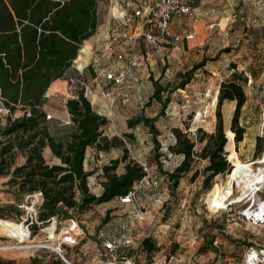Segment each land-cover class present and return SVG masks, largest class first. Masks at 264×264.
<instances>
[{
    "label": "rangeland",
    "instance_id": "374dc122",
    "mask_svg": "<svg viewBox=\"0 0 264 264\" xmlns=\"http://www.w3.org/2000/svg\"><path fill=\"white\" fill-rule=\"evenodd\" d=\"M152 1L130 0V5H127L128 0H98L99 22L97 30L81 46L78 57L72 64V73L70 74L71 77H81L80 79L89 85L92 94L96 95L98 99L94 103L95 108H99L100 100L110 99L112 101L115 95L129 91L130 101L127 104L121 103L120 96H118L110 108L112 114L110 115L109 111L104 114L110 119L109 124L104 128V134L110 138L115 135L122 138L126 132L134 135V139L126 141L127 152L125 155L127 159L122 160L123 148H112L105 152L98 151L95 147H89L87 149L89 156H86L88 160L85 161L84 168L87 172L92 173L88 177L89 191L92 194H97L100 185L105 180L103 165L110 164L115 159H121L116 169L117 173H121L124 171L126 161L130 159L146 164L149 167V183L145 182L142 186L140 183L135 185L139 190V201L144 206L145 214L142 218L135 217L136 206L131 203H120L118 199L103 204H94L86 209H70L71 217L84 219L87 222L81 227L82 229L78 230L82 235V243H85L87 248H83L82 245L73 248L63 246L62 250L72 264L90 263L93 257L102 252L104 236L120 233L122 225L128 221L135 239L132 250L137 256V264H152L155 260L168 255H176L180 264H246L245 253L248 247L264 245V224L253 226L240 216L245 200L233 203L231 206H226V204L250 193V189L245 185L248 180L239 184L235 178L233 188L230 170L226 174L215 176L211 182L212 188L206 189L201 173L195 179L191 178V173H189L181 178L177 188L172 189L170 188L171 184L162 176V171L157 163L160 162L165 170H173L179 162L178 157H169L170 150L167 149L171 143H174L173 128L180 127L188 133H197L198 128H202L207 133L215 131L217 121L216 100L220 84L230 77L233 71L230 69V63H234L249 78L245 85L247 102L242 109L240 118V124L247 129L245 128L244 139L239 143L235 141L238 155L234 167L247 165L255 174L264 167V34L259 30L261 27L252 26L251 22L250 41L243 42L241 40L238 42V38L233 36L230 39L229 35L222 32L221 56L217 61L212 60L214 61L212 66L216 70L209 71L204 67L198 69L195 77L185 89H178L173 92L170 103H168L163 114L157 118L155 124L160 131L157 139L161 143V149L156 150L148 128L142 124L135 128H128L127 126V120L140 113L141 103L139 104V101H141V97L139 95L143 93L142 104L145 106L153 87V82H151L149 88H142L141 83L146 78L143 73H136V69L144 68L162 85L173 89L178 82V73L186 71L200 61L186 60L187 54L179 53V51L175 53L174 50H171L168 52L170 58H165L166 64L163 67L162 65L154 66V70H151L152 65L148 62L149 54H153L152 48L150 46L144 47L141 44L139 51L145 54L144 63L141 67L133 69V72L140 77L138 82L133 80L135 77L133 75L127 79L125 87L118 88L109 83L104 76L108 70L112 68H120L121 70L128 64V58L119 59L118 53L129 48L128 37L133 34L136 25L133 23L126 24L119 17V13L126 8L132 12L138 4H146ZM252 1L254 0H246L245 4L248 3L257 11L262 5L264 6V0ZM237 3V0L216 1V6L223 12L222 20L227 17V10L231 9L232 30L235 29L238 22L242 23V17L238 21H234ZM262 11L264 12V7H262ZM262 11L260 10V12ZM235 18L238 19L237 16ZM253 20L251 18V21ZM226 30L228 31V28ZM243 38L249 39L246 36ZM257 39L258 41L252 45V40ZM84 47L86 49L82 51ZM226 48L229 51L222 52ZM248 48H254L256 55H248L246 50ZM146 52L149 54L146 55ZM164 53L166 54L163 57H166L167 52L165 50ZM81 54L83 55L82 59L80 58ZM154 59H156V55H154ZM161 59L163 58L161 57ZM146 66L148 70L145 68ZM69 86L70 84L67 91L53 95L46 106L47 114L51 115L50 119L47 117L48 128L57 140L63 142L69 140L75 128L67 114L66 100L68 96L74 97L79 89H72ZM138 87H140L139 90ZM166 95L167 93L164 94V96ZM185 104L187 107L183 108L182 106ZM234 105H236L235 101H225L223 104L225 130L230 129ZM161 107L159 102L153 101L151 106L144 109L146 110L144 112L150 117H155L160 112ZM0 108V129H2L7 123L9 111L4 106H0ZM22 113L23 111L19 109L15 116ZM256 134L262 137L258 148L257 139H255ZM0 140L8 141L1 134V131ZM200 148L201 144L199 143L197 150ZM161 152L164 154L157 157L156 155ZM226 155L227 157L230 156L227 149ZM44 156L49 164L61 163V159L54 156L49 147L44 149ZM12 160L14 162L12 169H14L26 161V154L16 149ZM250 162L253 163L250 164ZM205 164L206 161L199 159L195 166L198 167L199 171H202ZM10 177L11 175H0V209H5V213L11 219L18 221L15 222L16 224H19L26 215L25 206L29 198L27 195L22 196L16 191V188L9 184ZM155 180L159 181L158 192L160 195L158 196L159 199L151 202L148 200L149 196L157 192L154 189ZM223 189H228L229 194L233 191L234 194L221 204L219 200ZM256 197L264 198V190L257 193ZM14 206L16 209H13ZM220 206L223 207L217 209ZM107 212L110 215V230H108L109 226L102 223ZM69 220L59 217V232L65 230ZM24 225L27 226V222ZM46 225L47 223L37 225L35 236L31 233L32 228L30 227V236H23L26 232L22 226V235L6 233L0 228V247L14 246V248L0 249V262L10 261L11 264H69L51 247L58 246V241L48 240L45 232L41 231L40 228ZM147 236L151 237L152 241L158 245V251L149 254L141 250V245L138 243Z\"/></svg>",
    "mask_w": 264,
    "mask_h": 264
},
{
    "label": "trees",
    "instance_id": "16d2710c",
    "mask_svg": "<svg viewBox=\"0 0 264 264\" xmlns=\"http://www.w3.org/2000/svg\"><path fill=\"white\" fill-rule=\"evenodd\" d=\"M97 8L98 0H0V93L4 107L9 111L6 125L0 129L1 134L8 139L7 142L0 140V175H11L9 184L22 196L43 192L40 221L51 216L71 220L75 217L70 216V209H86L126 195L147 175L142 163L135 159L126 161L124 171L117 173L121 159H115L103 165L105 180L102 182L104 189L101 194L90 193L88 177L92 173L84 168L87 149L95 147L98 151L107 152L112 148H123L122 160H126V141L134 139V135L129 132L124 133L122 138L105 135L104 128L110 119L94 107L83 90H77L76 95L66 101L75 127L69 140H57L48 128L46 93L55 81L64 78L83 43L96 32L99 22ZM259 30L264 34L263 30ZM255 41L258 39L253 40L252 45ZM139 42L147 46L143 38ZM220 54L213 58L204 57L191 68L179 72L178 82L173 89L150 76L153 92L142 111L127 120L128 128H135L139 124L148 128L155 149L160 150L161 143L157 139L160 131L155 122L170 103L171 95L178 89H185L197 70L203 68L208 60H217ZM230 69L233 71L228 79L221 82L217 96L215 131L207 133L198 128L197 133L191 135L180 127L173 128L174 143L167 149L172 156L179 155L182 159L173 170H165L160 162L157 163L172 189L177 188L181 178L189 173L193 179L201 173L203 185L206 189L212 188L211 182L215 176L226 174L232 169L225 146L230 152L231 161L236 165L238 152L235 141L241 142L246 133L240 118L247 102L245 85L249 78L234 63H230ZM153 101L159 102L162 107L155 117H150L144 109L151 106ZM225 101L236 102L230 129L227 130L222 112ZM19 109L23 113L15 116ZM261 139L260 136L257 138V148ZM199 143L201 148L197 150ZM46 147L61 159L60 164L47 162L44 156ZM16 149L26 154V161L12 169V157ZM160 154L164 153L156 156ZM199 159L206 161L202 171L195 166ZM13 209H16L15 206ZM0 218L18 222L11 219L5 209H0ZM109 221L107 212L102 223L108 224ZM36 226H33V233L37 230ZM139 244L141 250L149 254L159 250L149 236ZM131 253L134 254V250ZM0 264L11 262L2 261Z\"/></svg>",
    "mask_w": 264,
    "mask_h": 264
},
{
    "label": "built area",
    "instance_id": "2783aa9c",
    "mask_svg": "<svg viewBox=\"0 0 264 264\" xmlns=\"http://www.w3.org/2000/svg\"><path fill=\"white\" fill-rule=\"evenodd\" d=\"M130 0L126 3L130 5ZM196 0H153L150 3H140L138 4L132 12H129V9H123L119 13V17L126 23H133L136 25V28L128 37L129 48L123 49L122 52L118 53L119 59L128 58V64L125 68H112L105 72L104 76L106 80L112 85L121 88L125 87L127 79L135 75L133 80L136 82L139 81V78L134 72L133 69L141 67L144 63L145 54L139 51L140 42L139 39L143 38L147 46H151L161 40L167 39L172 36L171 34V20L174 15H191L194 12V4ZM242 21H248L246 17L241 18ZM194 37L193 33L187 34L184 38L189 40ZM175 41H180L183 36L180 34L173 35ZM126 50V51H125ZM128 52V53H126ZM148 53L146 52V55ZM69 84L72 89L78 88L79 90H83L85 95L92 101L94 104L98 101L96 95L92 94L90 87L86 84L80 77H71L69 79ZM120 96L121 103L127 104L130 101V93L129 91H123L121 94H117L113 97L111 101V106L116 101L117 97ZM46 97L48 94L46 93ZM93 98V99H91ZM183 108H186L187 105H183ZM109 114H112V109L109 110ZM47 117L50 119L51 115L47 114ZM89 156V153L86 154ZM169 157H172V153H169ZM228 161L232 165L231 173L234 171V164L230 159V156L227 157ZM87 157L85 161H87ZM253 162H250L252 164ZM145 170L147 171V175L139 182L140 186H142L145 182L149 183V167L142 163ZM217 176H220L217 175ZM257 180L254 184V189L251 193L244 195L245 197H238L233 201L226 204L232 205L233 203H237L240 201H246L244 204V208L240 211V216L249 222L251 225H263L264 224V198H257L256 194L260 193L264 190V167L257 171ZM94 183V182H92ZM237 183V182H236ZM233 184V183H232ZM159 181H154V189L155 193L149 196L148 200L153 202L159 199ZM234 188V187H233ZM103 185H100L99 193L101 194L103 191ZM234 192L228 197L230 198ZM29 201L26 207V215L23 217L24 224L27 222V228H32L31 233L34 236L37 232L33 233L34 225H44L46 226L40 228L41 231H44L47 235L48 240L58 241V246H51L54 251L67 263L72 264L67 257L65 256L62 247H85V243H82V235L78 232L81 227L86 224V220L72 218L66 226L65 230L59 232L58 228V218L57 216H51L47 220L40 221L39 220V210L42 205L44 195L43 192H35L27 195ZM227 198V199H228ZM116 199L120 203L123 204H133L136 206V214L135 217L142 218L145 214L143 208L144 206L139 201V190L134 187L131 189L126 195L119 196ZM225 205V204H224ZM223 205V206H224ZM220 206L217 209L222 208ZM130 217V216H129ZM128 221H126L122 225V231L118 234L104 236L102 241V252L95 257L92 258L90 263L84 264H137L136 256L131 253L133 246L135 244V239L133 235L132 228L128 225ZM103 235V234H102ZM30 236V230H29ZM6 248H14V246L9 247H0V249ZM245 263L246 264H264V245H252L248 247L245 253ZM83 264V263H81ZM152 264H180V260L176 255H168L161 257L155 260Z\"/></svg>",
    "mask_w": 264,
    "mask_h": 264
},
{
    "label": "crops",
    "instance_id": "0c3cea01",
    "mask_svg": "<svg viewBox=\"0 0 264 264\" xmlns=\"http://www.w3.org/2000/svg\"><path fill=\"white\" fill-rule=\"evenodd\" d=\"M216 1L218 0H196L194 4V12L191 15L176 14L173 16L171 20L172 36L168 37L167 39L161 40L150 46L153 52V54L148 53L149 54L148 63L152 65L151 70H154V66L162 65L163 67L164 64H166L165 58L167 59L170 58V56L168 55V52L171 50H174L175 53L179 51V53L183 52L185 55L187 54L186 60L190 59L194 62L201 61L204 57L213 58L215 55H217L221 51L222 32L226 35H229L230 39L233 38V36L238 38L237 39L238 42H240L241 40H243V42L250 41L251 40L250 38L251 35H249V30L251 28L250 22L252 26H259L261 27L260 29L264 31V12L262 11V7H264L263 5L258 10L259 11L258 13L257 9L255 10V8H252V6L248 5V3L247 5L245 4L246 0H237L238 3H237V9L235 10L236 15L234 16V21H238L239 18L243 16H245L248 19V21H242V23L238 22L236 24L235 29L232 30L233 26H231V21L233 20H232L231 9L227 10L228 15L227 17L223 18L225 20H222L221 16L223 15V12L216 6ZM252 2H256V0ZM260 10L262 12H260ZM236 16L238 17V19L235 18ZM251 18H253L254 20L251 21ZM227 28H228V31L226 30ZM189 33H193L194 37L192 39L187 40L184 37ZM176 34L182 35L183 38L180 41H175L173 38V35H176ZM243 36L249 37V39L243 38ZM252 44H253V40H252ZM164 50L167 52L166 57H163L164 54H166L164 53ZM246 50L248 51L247 52L248 55L249 54H251L252 56L256 55V51L254 50V48H248ZM154 55H156V59H154ZM161 57L163 59H161ZM127 62H128V59H127ZM213 62L214 61L212 60H208L204 68L209 71L211 70L215 71L216 70L215 67L212 66ZM145 68L147 69V66ZM71 73H72V70L69 69L65 73V76L63 79H59L51 85V87L47 91L48 100H51L53 95H56L59 92L67 91ZM136 73H140V74L143 73V75H145V78L148 80L143 79L144 82H142L141 85H142V88H149L150 86L149 83L151 84L152 82L150 78L151 73H148V71H146L144 68L136 69ZM146 84H147V87H146ZM139 88L140 87H138V90ZM152 92H153V87H152L151 94ZM142 95L143 93L139 95L141 97L140 98L141 101H139V104L141 103L139 107L140 112L142 111V108H143ZM70 97L72 96H68L67 99H69ZM144 99H146V97H144ZM110 101H111L110 99L109 100L104 99V101L100 100L99 108H96V109L101 114H106V112L109 111V109L111 108ZM46 106L47 105H45V109H46ZM67 114L70 118L69 112ZM212 132L213 131H211L210 133ZM190 134L193 135L194 132ZM259 136H260L259 134H256L255 139H257ZM173 157H176V158L178 157L177 159L178 161L182 159V157L179 155H174ZM53 164H58V163L56 162ZM106 225L109 226L108 230H110L111 229L110 223Z\"/></svg>",
    "mask_w": 264,
    "mask_h": 264
},
{
    "label": "bare ground",
    "instance_id": "6f19581e",
    "mask_svg": "<svg viewBox=\"0 0 264 264\" xmlns=\"http://www.w3.org/2000/svg\"><path fill=\"white\" fill-rule=\"evenodd\" d=\"M85 49L86 48L84 47L82 49V51H85ZM80 58L81 59L83 58L82 54L80 55ZM0 110H1V108H0ZM235 178L239 181V184L242 181L245 182V180H248L247 182H245V185L248 186V189H250L249 192L251 193L252 190L254 189V184H255L258 176H257V174L253 173L251 171V169L247 165H243V166H240L238 168L234 167V171H233V173H231L232 183H234ZM232 187H233V184H232ZM231 193L229 194V190L228 189L227 190L223 189L222 190V195H221L220 200H219L220 203L221 204L224 203L227 200V198L231 195ZM21 226L24 228V230L26 232L23 236L29 235V229L24 224H22V223L16 224L15 222H11V221L4 220V219L0 218V228L6 233H10L11 232V233H14V234H17V235H22L23 231L21 229ZM12 236L18 237L16 235H12Z\"/></svg>",
    "mask_w": 264,
    "mask_h": 264
},
{
    "label": "water",
    "instance_id": "95a60500",
    "mask_svg": "<svg viewBox=\"0 0 264 264\" xmlns=\"http://www.w3.org/2000/svg\"><path fill=\"white\" fill-rule=\"evenodd\" d=\"M0 106H4L3 102H2V99H1V93H0ZM227 136V134H226ZM228 143V142H227ZM227 145V144H226ZM225 150H226V146H225Z\"/></svg>",
    "mask_w": 264,
    "mask_h": 264
}]
</instances>
